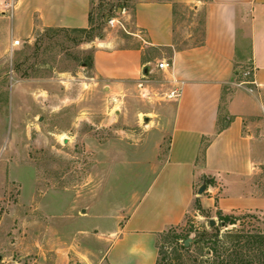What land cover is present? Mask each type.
Segmentation results:
<instances>
[{"label": "rangeland", "instance_id": "1", "mask_svg": "<svg viewBox=\"0 0 264 264\" xmlns=\"http://www.w3.org/2000/svg\"><path fill=\"white\" fill-rule=\"evenodd\" d=\"M135 1L99 0L93 31L48 29L32 43L0 47V264L45 262L54 247L81 237L93 246V238L123 224L164 160L171 98L160 89L149 98L110 96L93 76L95 44L124 31L107 18L119 16L118 7L131 12ZM177 18L178 45L199 44L202 11L182 8ZM237 70L247 78L246 67ZM239 80L235 88L248 93L250 84ZM194 215L159 235L160 264L213 263L216 237L264 231V212L235 213L238 220L227 226L205 209L204 217ZM190 229L189 241L175 240ZM203 231L212 239L205 248L196 242ZM224 238L220 253L227 259L233 248Z\"/></svg>", "mask_w": 264, "mask_h": 264}, {"label": "crops", "instance_id": "2", "mask_svg": "<svg viewBox=\"0 0 264 264\" xmlns=\"http://www.w3.org/2000/svg\"><path fill=\"white\" fill-rule=\"evenodd\" d=\"M98 2L12 0L11 15L0 0V47L32 43L48 29L89 28ZM182 8L203 13L199 44L178 45ZM118 12L124 27L116 28L124 31L95 44L93 76L114 97L140 92L141 81L165 92L174 79L184 81L166 105L168 150L122 225L93 246L83 237L60 244L38 264H157L159 235L190 213L204 217L196 201L214 215L264 212V0H136L131 12ZM163 60L170 67L158 68ZM237 79L250 84L248 93L235 88Z\"/></svg>", "mask_w": 264, "mask_h": 264}, {"label": "trees", "instance_id": "3", "mask_svg": "<svg viewBox=\"0 0 264 264\" xmlns=\"http://www.w3.org/2000/svg\"><path fill=\"white\" fill-rule=\"evenodd\" d=\"M93 23V21H92ZM81 31H93L94 27L91 24L89 28H84V29H77ZM195 208L201 213H204V209L199 201H196L195 203ZM217 217L219 220L224 223L225 226L235 224L236 221L238 220V217L235 215V213L229 214V213H224L222 210H217L216 212ZM173 227H170L169 229H172ZM193 231V229H190L188 233L182 234L178 233L175 235V240H185L190 236V233ZM209 234L205 231L202 233H199V236H201L200 241L196 240V242L199 244L202 242L201 246L202 248H205V243L207 241L212 240L211 238H208ZM218 236V235H217ZM230 239L231 244H232V252L230 255H228L227 259H225L223 254L220 253V245L223 244V241L221 239L223 238ZM221 236L220 239L217 238V241L215 242L214 245V250L213 247H209L210 251H213L216 253V259L213 261V263L204 261L203 264H254V262L257 260L258 263L264 262V231H257L255 233H246L245 235H225ZM224 238V239H225ZM225 244V243H224ZM182 247L185 248L184 244H181ZM226 246V245H225ZM243 249L248 250V253L251 251L253 252V257L252 256H247L246 252H243ZM256 259V260H255ZM160 264L159 260L158 263Z\"/></svg>", "mask_w": 264, "mask_h": 264}, {"label": "built area", "instance_id": "4", "mask_svg": "<svg viewBox=\"0 0 264 264\" xmlns=\"http://www.w3.org/2000/svg\"><path fill=\"white\" fill-rule=\"evenodd\" d=\"M8 8L10 10V14H13V11L11 9L12 7V0L9 1V3L7 4ZM107 23L111 28H115L118 26L124 27V23L123 20L120 16H111L107 18ZM20 44V40L19 39H15L12 42V47H16ZM166 67H170V63L168 61H160L158 63V68L160 69H164ZM183 84L184 81L179 80V79H174L173 80V85L171 86V88L165 92V95L171 99H178L181 94H182V90H183ZM139 88H140V94L145 97V98H149L152 95V92L154 91L149 85L148 83H145L144 81H141L139 84Z\"/></svg>", "mask_w": 264, "mask_h": 264}, {"label": "water", "instance_id": "5", "mask_svg": "<svg viewBox=\"0 0 264 264\" xmlns=\"http://www.w3.org/2000/svg\"><path fill=\"white\" fill-rule=\"evenodd\" d=\"M145 72H146V70H145ZM205 188H206V184L203 185V186L201 187V189L199 190V193L202 194L203 191L205 190ZM211 223H212V224H215V221H214L213 219H211ZM223 225H225V224L223 223ZM187 240L189 241L190 238H188ZM187 243H188V242H187Z\"/></svg>", "mask_w": 264, "mask_h": 264}]
</instances>
